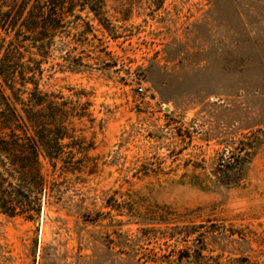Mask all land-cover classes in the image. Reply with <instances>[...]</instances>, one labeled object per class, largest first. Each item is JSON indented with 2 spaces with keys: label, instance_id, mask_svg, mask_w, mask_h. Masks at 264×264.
<instances>
[{
  "label": "rangeland",
  "instance_id": "obj_1",
  "mask_svg": "<svg viewBox=\"0 0 264 264\" xmlns=\"http://www.w3.org/2000/svg\"><path fill=\"white\" fill-rule=\"evenodd\" d=\"M0 264H264V0H0Z\"/></svg>",
  "mask_w": 264,
  "mask_h": 264
},
{
  "label": "trees",
  "instance_id": "obj_2",
  "mask_svg": "<svg viewBox=\"0 0 264 264\" xmlns=\"http://www.w3.org/2000/svg\"><path fill=\"white\" fill-rule=\"evenodd\" d=\"M245 158V155L240 156L238 155H230L228 158H224L223 155L217 160L216 169L222 173H228L231 171H236L242 161Z\"/></svg>",
  "mask_w": 264,
  "mask_h": 264
},
{
  "label": "built area",
  "instance_id": "obj_3",
  "mask_svg": "<svg viewBox=\"0 0 264 264\" xmlns=\"http://www.w3.org/2000/svg\"><path fill=\"white\" fill-rule=\"evenodd\" d=\"M139 90H141V88H139Z\"/></svg>",
  "mask_w": 264,
  "mask_h": 264
}]
</instances>
